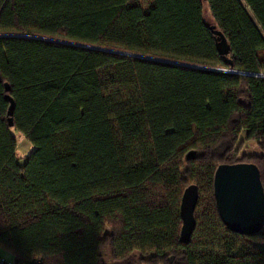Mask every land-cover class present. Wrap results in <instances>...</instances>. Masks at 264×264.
Instances as JSON below:
<instances>
[{"label":"trees","instance_id":"obj_1","mask_svg":"<svg viewBox=\"0 0 264 264\" xmlns=\"http://www.w3.org/2000/svg\"><path fill=\"white\" fill-rule=\"evenodd\" d=\"M12 130L32 147L22 165ZM242 132L259 153H239ZM238 163L264 190V0H0V250L15 264H264V224L242 236L216 208L215 171Z\"/></svg>","mask_w":264,"mask_h":264},{"label":"water","instance_id":"obj_2","mask_svg":"<svg viewBox=\"0 0 264 264\" xmlns=\"http://www.w3.org/2000/svg\"><path fill=\"white\" fill-rule=\"evenodd\" d=\"M217 48L226 53L228 48L225 39L218 33ZM251 75V74H244ZM259 77V76H256ZM5 99L9 104L7 111L8 127H13L14 102L8 95L10 87L5 84ZM195 159V152H189L187 161ZM213 192L216 208L223 225L227 230L242 236L258 233L264 224V190L260 172L256 165L238 163L220 165L215 171ZM198 202V189L191 185L183 192L180 203L181 230L180 241L188 242L195 228L194 211Z\"/></svg>","mask_w":264,"mask_h":264},{"label":"rangeland","instance_id":"obj_3","mask_svg":"<svg viewBox=\"0 0 264 264\" xmlns=\"http://www.w3.org/2000/svg\"><path fill=\"white\" fill-rule=\"evenodd\" d=\"M12 135L16 138L17 140V151H18V157H19V164H23L25 162V159L27 155H29L32 151V147L29 145L27 141L24 140L23 136L16 130L11 131ZM238 147H239V153L243 151L244 153H252V154H257L259 153L255 143L252 141H247L245 132L241 133V136L238 141Z\"/></svg>","mask_w":264,"mask_h":264},{"label":"built area","instance_id":"obj_4","mask_svg":"<svg viewBox=\"0 0 264 264\" xmlns=\"http://www.w3.org/2000/svg\"><path fill=\"white\" fill-rule=\"evenodd\" d=\"M0 264H15V261L10 254L0 250Z\"/></svg>","mask_w":264,"mask_h":264}]
</instances>
